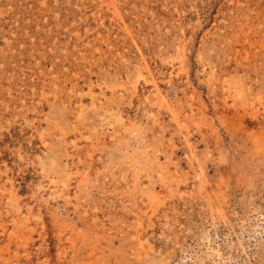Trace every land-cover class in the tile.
<instances>
[{
  "label": "rangeland",
  "instance_id": "1",
  "mask_svg": "<svg viewBox=\"0 0 264 264\" xmlns=\"http://www.w3.org/2000/svg\"><path fill=\"white\" fill-rule=\"evenodd\" d=\"M0 264H264V0H0Z\"/></svg>",
  "mask_w": 264,
  "mask_h": 264
}]
</instances>
